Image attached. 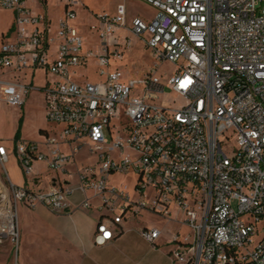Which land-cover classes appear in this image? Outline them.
Segmentation results:
<instances>
[{"label":"built area","instance_id":"1","mask_svg":"<svg viewBox=\"0 0 264 264\" xmlns=\"http://www.w3.org/2000/svg\"><path fill=\"white\" fill-rule=\"evenodd\" d=\"M143 1L156 13L148 21L134 17L130 30L144 37L158 62L176 65L166 82L155 67L135 79L114 65L130 44L119 32L127 20L124 4L112 15L99 14L90 25L97 45L89 46L74 23L83 0H65L55 37L47 16L33 13L26 0H0L14 12V38L0 46V70L46 69V116L58 126L45 137L47 151L17 141L20 165L30 175L39 161L54 171L76 163L79 188L100 199L97 244L114 240L141 209L168 215L176 205L193 230L183 240L172 238V254L183 264H264V0ZM92 63L94 80L83 70ZM166 87L176 94L168 103L159 101ZM35 88L0 77V98L14 106ZM225 146L234 147L233 156ZM84 148L96 163L77 164ZM7 159L0 142L3 168ZM4 171L0 240L18 245L21 204L70 211L75 185L35 189ZM116 173L136 175L132 194L110 182ZM77 207H91L89 197ZM141 231L150 241L161 236L158 228Z\"/></svg>","mask_w":264,"mask_h":264},{"label":"crops","instance_id":"2","mask_svg":"<svg viewBox=\"0 0 264 264\" xmlns=\"http://www.w3.org/2000/svg\"><path fill=\"white\" fill-rule=\"evenodd\" d=\"M60 2L63 12L58 16L54 15L55 5L52 0H26L25 2L33 13H44L47 16L52 37L56 36L60 21L65 15V0H60ZM83 6L89 8L84 0L83 4L77 7ZM0 11L8 13L6 19L0 18L1 46L4 41L14 38V12L1 6ZM74 23L80 29L78 15ZM81 32L83 33L82 30ZM56 49L57 41H54L50 49L52 57L55 55ZM83 70L87 72L88 68H83ZM39 72L42 74L41 84L36 83V73ZM0 77L30 83L37 87L31 90L30 96L28 94L26 97L28 114L23 110L26 100L21 106H14L0 98V103L7 106L11 114L8 136L5 135L6 117L3 120V126H0V142L6 146L8 152L4 168L9 178L15 184H28L35 189H49L67 184H73L76 187L75 192L69 197L71 203L69 212L57 213L41 204L35 207L24 204L19 206L20 248L14 264H153L151 256L158 251L159 247L153 248L151 243L141 235V230L148 228L147 225L139 227L138 236L144 244L140 247V243L129 235L132 229L129 223L130 218L123 222V231L114 240L102 245L96 243L95 229L101 215L98 208L100 199L94 195L92 189H88L85 194L81 191L77 171L73 169L76 166L75 162L68 164L64 171H54L49 169L45 162L39 161L34 164L30 175L24 173L17 156V142H15L21 118L20 139L35 141L44 151H47L44 144L47 133L58 128L47 120L46 100L42 90V86L51 76L44 68H24L0 70ZM4 168H0V185L7 178ZM85 197H89L91 207L78 208V204ZM174 248L175 243L167 248L165 259L170 264H183L181 261H174L169 255V252ZM11 253V243L0 240V256H4V260L0 257V264H13L14 260L10 258Z\"/></svg>","mask_w":264,"mask_h":264},{"label":"rangeland","instance_id":"3","mask_svg":"<svg viewBox=\"0 0 264 264\" xmlns=\"http://www.w3.org/2000/svg\"><path fill=\"white\" fill-rule=\"evenodd\" d=\"M54 2V15L58 16L61 15L63 12L62 3L60 0H52ZM85 3L89 6L77 7V15H78V23L80 29L86 35V43L89 46H96L98 38L96 34L91 30L90 25L96 23L98 21L99 14L107 13V14H114L117 10V7L120 4H124L127 8V20L125 28L119 30L122 36L127 35L130 44L127 48H124V57L122 59H117L114 61V65L119 66L121 70L124 72L126 78H141L147 72H149L153 67L157 69V75H159L164 82L166 79L171 76L175 69L176 65L169 62V61H157L150 51V49L146 46L144 42V37L139 36L133 32H131V22L132 19L136 16L142 17L145 20H150L156 13V9L146 1L143 0H84ZM264 4V2H262ZM8 13L0 11V18L6 19ZM96 70L97 67L94 64L88 66V75L90 79L96 78ZM98 76V75H97ZM98 79V77H97ZM42 82V74L36 73V83L41 84ZM30 96V94H29ZM176 97L175 92H173L170 88L166 87L165 94H163L159 101L162 102H170ZM23 110L28 114V101L23 105ZM10 110L7 106L0 103V126H3V120L6 117L5 124L6 125V132L5 135L8 136L10 134L9 125L11 122L10 119ZM123 120L125 122L128 119L123 116ZM119 125V120H118ZM63 150H69L70 148L63 145ZM225 151L229 156L234 155V147L232 146H225ZM77 164L78 165H87V164H94L96 163V155L90 154L88 152V148L82 149L77 155ZM0 164V168H1ZM76 167V166H75ZM73 169H76V168ZM136 175L135 174H124V173H116L110 178V182L112 184H117L124 186L131 194H132V186L135 181ZM130 218V219H129ZM129 223L132 227L130 231V236L133 237L134 240L140 243V247L144 244L140 241L138 236V232H140L139 227L142 225H147L148 228H158L161 231V236L157 238L155 241L148 240L141 231V235L146 238L153 248L159 247L158 251L151 256L153 264H170L165 258L167 248L172 246V238L175 235H180V238L183 240L188 235H193V230L190 226H188L184 220V213L182 210H179L176 205L171 206V213L168 215H163L158 212H154L150 209H141L140 211L136 212L134 215H130ZM263 222L260 224L261 233H264L263 227H261ZM20 228V227H19ZM259 238V236H258ZM6 242H10L12 245V253H11V260L13 259V264L17 259V255L20 248V237L19 243L14 244L10 240H6ZM18 246V248H17ZM3 254V253H2ZM169 255L177 261L178 259L175 258L172 254V251L169 252ZM2 260H4V256H0ZM150 258V259H151ZM179 261V260H178Z\"/></svg>","mask_w":264,"mask_h":264},{"label":"trees","instance_id":"4","mask_svg":"<svg viewBox=\"0 0 264 264\" xmlns=\"http://www.w3.org/2000/svg\"><path fill=\"white\" fill-rule=\"evenodd\" d=\"M21 124H22V118H21V121H20V126H19V128L17 130V133L15 135V142H17L20 139Z\"/></svg>","mask_w":264,"mask_h":264}]
</instances>
